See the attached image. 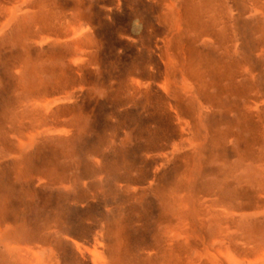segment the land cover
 <instances>
[{
    "label": "rangeland",
    "instance_id": "1",
    "mask_svg": "<svg viewBox=\"0 0 264 264\" xmlns=\"http://www.w3.org/2000/svg\"><path fill=\"white\" fill-rule=\"evenodd\" d=\"M263 241L264 0H0V264Z\"/></svg>",
    "mask_w": 264,
    "mask_h": 264
},
{
    "label": "bare ground",
    "instance_id": "2",
    "mask_svg": "<svg viewBox=\"0 0 264 264\" xmlns=\"http://www.w3.org/2000/svg\"><path fill=\"white\" fill-rule=\"evenodd\" d=\"M188 1V0H187ZM184 4H185V2H184ZM205 5V4H204ZM193 6V5H192ZM206 7V6H205ZM182 9V8H181ZM177 11V10H176ZM187 12V11H186ZM183 18V17H182ZM184 19V18H183ZM185 55H186V53H184ZM187 57V56H186ZM190 57V56H189ZM184 59V58H183ZM188 59V58H187ZM188 64V63H187ZM197 71V70H196ZM198 72V71H197ZM200 72V71H199ZM204 72V71H203ZM195 73V72H194ZM202 74V73H201ZM31 141V140H30ZM29 143H27V145H28ZM24 146H26V144L24 145ZM257 195V194H256ZM230 200V199H229ZM227 210V209H226ZM229 210V209H228ZM227 210V211H228ZM228 213L229 212H227L226 214L228 215ZM232 215H233V217H235L236 216V213H232ZM231 215V216H232ZM229 216V215H228ZM239 218V217H238ZM222 218H221V216H220V218H219V220H221ZM224 219V218H223ZM222 219V220H223ZM232 219V218H231ZM225 220H227V219H225ZM234 220V219H233ZM233 220H231V221H229L230 223L233 221ZM223 224V223H222ZM221 224V225H222ZM231 224H233V223H231ZM233 226V225H232ZM236 226V225H235ZM221 227V226H220ZM226 228H227V226H226ZM232 229V228H231ZM235 229V228H234ZM225 230V227H222V232L220 231V235H221V237L223 238V237H225V235H226V230ZM229 230V229H228ZM229 234V233H228ZM220 237V236H219ZM242 237V236H241ZM226 238H228V236L226 237ZM230 238V237H229ZM236 241H238V240H236ZM244 241V240H243ZM226 242V241H225ZM264 242V241H263ZM243 243V242H242ZM237 244V243H236ZM246 244V243H245ZM225 245V244H224ZM229 245V244H228ZM238 245V244H237ZM230 246H231V244H230ZM235 246V245H234ZM251 246V245H250ZM224 246H223V241L221 242H219L218 243V248H217V250L218 249H222ZM226 248V247H225ZM230 252H229V254L226 256V258H225V263L224 264H264V247L263 248H261V249H255L254 247H249V248H236V247H231V249L229 250ZM223 253V252H222ZM221 253V254H222ZM227 254V253H226ZM215 255V254H214ZM217 255V254H216ZM197 256V255H196ZM199 256V255H198ZM253 256H254V258H256V259H258V258H260L258 261H256V262H254V263H245V262H243L242 260H241V258H243V257H246V258H250L251 259V261H252V259H254L253 258ZM217 257V256H216ZM223 257H222V259H223ZM244 260V259H243ZM247 261V260H246ZM196 262V261H195ZM207 263V262H206ZM217 263H219V264H223V260H218L217 261Z\"/></svg>",
    "mask_w": 264,
    "mask_h": 264
}]
</instances>
